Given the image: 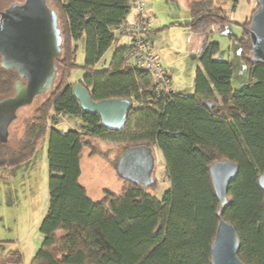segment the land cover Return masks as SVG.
<instances>
[{"label": "trees", "instance_id": "16d2710c", "mask_svg": "<svg viewBox=\"0 0 264 264\" xmlns=\"http://www.w3.org/2000/svg\"><path fill=\"white\" fill-rule=\"evenodd\" d=\"M18 1L0 0V12ZM47 3L56 11L62 33L55 61L60 72L53 88L38 95L42 101L26 120L17 145L0 144V167H9L31 157L48 133V207L39 226L42 243L30 264H211L210 247L220 217L236 231L238 258L244 264H264V190L258 184L264 172V63L251 56V15L234 22L211 0L194 2L189 24L207 38L198 53L202 69H196L193 94L177 91L162 98L151 90L150 75L124 58L129 43L115 42L113 30L126 21L132 0ZM215 18L221 28L234 22L241 29L239 35L228 34L238 42L240 63L248 69L246 82L237 89L232 87L233 63L214 59L218 43H208L205 25L217 23ZM112 43L108 65L95 69ZM78 45L85 56L82 66L75 61ZM76 67L84 69L77 82L93 100H132L122 130L110 131L98 115L81 110L72 92L75 82L70 83ZM16 78L14 70L0 66V99L13 93ZM54 113L79 117V129L62 131L51 125ZM95 141L121 148L114 170L128 147L156 148L169 181L162 197L149 190L158 184L154 173L149 187L116 173L120 191L105 190L99 200H92L79 179L84 150L98 154ZM223 159L236 163L238 173L228 184L226 205L220 207L209 168Z\"/></svg>", "mask_w": 264, "mask_h": 264}, {"label": "rangeland", "instance_id": "374dc122", "mask_svg": "<svg viewBox=\"0 0 264 264\" xmlns=\"http://www.w3.org/2000/svg\"><path fill=\"white\" fill-rule=\"evenodd\" d=\"M152 6L154 14V17L151 14V20L154 21L152 24L156 26L158 20L161 21L158 22L159 30L155 32L154 48L160 55L163 66L172 71L173 88L180 93L191 95L194 93L196 69H202V66L198 54L189 53L188 48L186 49L188 37L191 35L189 29L175 26L174 23L170 25L172 20L178 21L180 17L188 18V15H185L186 6L183 0H158L156 3L153 2ZM255 7H257L256 0H241L236 15H231L229 8L224 10L227 16L242 21L246 12L252 15ZM215 19L217 23L210 21L205 25V29L209 32L208 43L212 41L218 43L219 48L213 54L214 59L230 60L233 63L232 87L237 89L246 82L248 69L240 63L238 42L230 39L228 34L239 35L241 29L234 22H229L221 28L219 19ZM205 38L204 36L200 48ZM123 41H125L124 37L120 39V42ZM111 52V49H108L103 55L98 69L108 65ZM84 59L83 47L78 45L75 54L76 64L82 66ZM57 68L59 73L58 65ZM83 73L84 69L81 67L72 69L71 80H77ZM42 97H35L32 104L18 110V116L9 128V145L16 146L24 135L26 120L33 115V110L42 101ZM54 123L60 127V130L66 131V127L79 129L80 122L75 121L71 115L54 113L50 124ZM47 143L48 133L40 140L31 157L9 167H0V264H30L42 243L43 236L39 226L48 207ZM94 146L98 154H92L89 148L84 150V155L82 154L79 180L85 187L87 195L97 201L105 190L118 193L121 189V181L112 166L121 148L107 141H95ZM103 155L106 159L102 157ZM154 156L156 162L154 174L158 184L155 189L149 190L161 198L169 187V181L165 175L162 155L156 148Z\"/></svg>", "mask_w": 264, "mask_h": 264}, {"label": "water", "instance_id": "95a60500", "mask_svg": "<svg viewBox=\"0 0 264 264\" xmlns=\"http://www.w3.org/2000/svg\"><path fill=\"white\" fill-rule=\"evenodd\" d=\"M256 2L247 31L253 60L264 63V0ZM206 39L199 52L206 45ZM61 46L58 16L47 0L13 2L0 12V66L14 70L18 76L13 84V94L0 99V144L7 143L9 128L17 118L18 110L53 88L57 77L55 61L61 54ZM72 92L81 110L98 115L104 128L110 131L124 128L128 112L133 108L131 99L95 101L80 82L73 84ZM205 104L212 107L214 103ZM155 165L153 148L137 145L121 153L115 171L130 183L149 187L155 182ZM209 171L219 206L224 207L228 184L236 177L238 166L223 159L212 163ZM258 184L264 190V172L259 175ZM217 213L220 217V209ZM238 247L239 239L234 227L220 217L210 247L211 264H244L238 258Z\"/></svg>", "mask_w": 264, "mask_h": 264}, {"label": "built area", "instance_id": "2783aa9c", "mask_svg": "<svg viewBox=\"0 0 264 264\" xmlns=\"http://www.w3.org/2000/svg\"><path fill=\"white\" fill-rule=\"evenodd\" d=\"M131 19L117 27V31L128 34L129 44L124 58L150 75L153 92L158 97L175 93L171 82V72L161 63L153 44L154 28L147 0H132Z\"/></svg>", "mask_w": 264, "mask_h": 264}, {"label": "crops", "instance_id": "0c3cea01", "mask_svg": "<svg viewBox=\"0 0 264 264\" xmlns=\"http://www.w3.org/2000/svg\"><path fill=\"white\" fill-rule=\"evenodd\" d=\"M148 1V0H147ZM152 1V3H156L158 0H150V2ZM197 1H201V0H183V3L185 4L186 6V9H187V12L185 15H188V18H183V17H180L178 19L180 20H172V23L173 25H178V26H181V27H186L189 29L190 31V34L189 37H188V42L186 44V49L188 48L189 50V53H199V49H200V45H201V42H202V39L204 38V36L202 34H199L198 32L194 31L192 29V27L190 26V21L192 20V13H191V6L194 2H197ZM148 1V6L150 8V13L152 14V17H154V14H153V6H152V3H150ZM211 2L214 4V6H219V7H222L223 9H228L230 10V13L231 15H236L237 14V11L240 7V4H241V0H211ZM252 11V10H251ZM250 11V12H251ZM248 12H246L245 14V17L248 15L247 14ZM131 19V13L129 12V14L127 15L126 17V21L127 20H130ZM184 19V20H183ZM234 22H242L241 20H236V19H232ZM153 21V20H152ZM180 21V22H179ZM154 22V21H153ZM158 22H161L160 20H158ZM157 22L156 26H154V23L152 24L153 25V28H154V36H153V44L155 43V32L157 31V29L160 27L159 23ZM179 23V24H178ZM181 23H184V24H181ZM156 27V28H155ZM159 30V29H158ZM115 35L117 36V34H119L120 31H117V30H113ZM126 36V37H125ZM125 38V41L123 42H120V39L122 38ZM129 40H130V37L128 34H119V36L117 37V40L115 41L116 44H118L119 46L120 45H127L129 43ZM115 47V43H112V45L108 48V49H111V51L114 49ZM107 49V50H108ZM107 50L104 52V54L107 52ZM112 53V52H111ZM103 54V55H104ZM103 55L100 57V59L94 64V68L95 69H98L99 67V64L102 60V57ZM160 56V55H159ZM161 60V58H160ZM110 61V59H109ZM163 65V64H162ZM165 65V64H164ZM166 67V66H164ZM167 70L170 71V69L166 68ZM171 72V76H172V71ZM82 77V76H81ZM81 77H79L77 80H71V77H70V83H76ZM172 78V77H171ZM75 121H77L78 123L80 122L81 123V119L79 117H75L73 116ZM80 123H79V127H80ZM69 126V125H68ZM58 127V126H57ZM60 128V127H59ZM67 129H69L70 127H66ZM73 129H76V127H72ZM71 128V129H72ZM84 155V153H83Z\"/></svg>", "mask_w": 264, "mask_h": 264}, {"label": "flooded vegetation", "instance_id": "af4514ba", "mask_svg": "<svg viewBox=\"0 0 264 264\" xmlns=\"http://www.w3.org/2000/svg\"><path fill=\"white\" fill-rule=\"evenodd\" d=\"M21 1V0H20ZM20 1H18V2H20ZM0 61H1V56H0ZM17 78H18V76H17ZM16 78V79H17ZM22 81H23V79H22ZM24 82V81H23ZM14 92V91H13ZM13 94V93H12ZM12 94H10V95H12ZM10 95H8V96H10ZM37 97V96H36Z\"/></svg>", "mask_w": 264, "mask_h": 264}]
</instances>
